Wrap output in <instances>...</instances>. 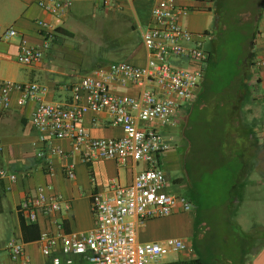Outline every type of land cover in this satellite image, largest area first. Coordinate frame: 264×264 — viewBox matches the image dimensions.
Returning a JSON list of instances; mask_svg holds the SVG:
<instances>
[{
  "label": "crops",
  "instance_id": "0c3cea01",
  "mask_svg": "<svg viewBox=\"0 0 264 264\" xmlns=\"http://www.w3.org/2000/svg\"><path fill=\"white\" fill-rule=\"evenodd\" d=\"M246 5L240 14H230L224 0H73L56 19L39 7L37 0H0V80L37 82L46 87L43 98L54 103H68L71 93L64 86L116 59L144 65L147 52L141 31L150 23L154 7H187L186 13L179 14L180 23L195 34H203V48L204 43L209 42L210 50L204 48L209 55L203 79L193 99L177 109L172 123H139L143 127H156L170 144V149L158 158L159 163L170 189L185 195L193 204L190 211L182 212L177 207L169 216L151 218L139 225L141 241L177 237L185 239L192 249L163 257L159 264L194 258H200L205 264H264V0H248ZM37 19L51 24L54 39L39 61L29 65L18 63L14 56L19 36L4 40L2 32L13 26L30 45H38L41 37L35 23ZM81 32L89 33L91 42L102 37L111 39L106 47V58L91 63L84 58L88 42L78 40ZM110 88L128 95L138 92L136 87L116 81L110 82ZM15 97L16 92L13 99ZM34 105L29 101L23 106L13 103L9 109L0 108V168L16 174L13 182L0 179V264H22L19 260L11 261L3 249L11 240L23 243L32 264H48L37 240L42 230L55 231L56 224L39 215L37 228L31 232L35 238L23 239L22 225L29 222L19 211V203L26 191L41 183H51L70 203L68 210L52 218L61 221L67 232H87L94 227L92 193H106L111 179L129 184L135 174L146 167L144 162L132 161L118 165L110 158L85 164L76 156L48 154L37 141L38 132L30 124ZM204 118L222 119L223 130L232 135L229 143L236 152L234 155L228 157L227 152L215 149L221 130L210 127L211 132L205 133L208 128L201 124ZM83 125L94 137L122 135V129L110 123L106 112H87ZM200 134L202 138H198ZM50 142L64 149L69 147L65 140L52 139ZM222 144L226 145V140H222ZM201 149H210V156H198L195 163L191 162L188 155L192 153L195 157ZM68 164H74L73 178L64 176L63 168ZM47 165L52 168V175L46 173ZM198 166L202 167L203 177L195 173ZM179 175L185 181V188L177 184ZM204 178L219 183L213 186V191L216 187L225 190L210 206L206 205L208 201L204 197L208 192L197 188L200 180H206ZM211 210L222 216L230 233H235L232 230L235 229L239 236L251 239L253 252L249 258L237 257V247H242L241 243L228 248L227 235L225 253L216 248L212 251L206 241L203 243L206 248L201 247V229L207 222L202 216ZM86 262L79 258L75 264Z\"/></svg>",
  "mask_w": 264,
  "mask_h": 264
},
{
  "label": "built area",
  "instance_id": "2783aa9c",
  "mask_svg": "<svg viewBox=\"0 0 264 264\" xmlns=\"http://www.w3.org/2000/svg\"><path fill=\"white\" fill-rule=\"evenodd\" d=\"M72 1L37 0V5L58 19ZM187 11V7H154L150 23L141 31L147 52L145 64L113 61L106 67L96 68L64 86L71 93L68 103L46 101L43 98L46 87L37 82L0 80L1 109L11 108L13 103L17 106L29 101L35 103L30 124L38 132L37 141L48 154L76 156L85 164L99 158L113 159L118 165L130 161L146 163L131 183L121 184L111 179L106 193H92L94 227L87 232H67L61 221L52 218L54 214L68 210L70 203L51 183L38 184L25 192L19 211L27 221L36 223L39 215H44L56 224L55 231L42 230L37 240L40 253L48 264H75L79 258L89 264H159L169 253L192 250L183 238L170 237L162 241L138 238V227L146 220L169 216L177 207L182 212L193 208L185 195L170 189L159 163L158 158L170 149V144L156 127L139 124L172 123L177 109L193 99L201 85L209 54L202 46L203 34H195L180 23L179 14ZM35 23L41 37L38 45H30L13 26L2 32L4 40L19 36L14 56L18 63L29 65L39 61L54 39L51 24L42 19ZM111 81L130 84L138 92L136 95L113 92ZM14 92L17 97L13 99ZM89 111L106 112L110 123L122 129V135L92 136L83 125L84 115ZM52 139L67 141L68 149L52 144ZM45 171L49 175L53 173L50 165ZM63 173L66 178H73L74 164L64 166ZM0 179L13 182L16 174L0 168ZM3 249L11 261L32 264L22 242L11 240Z\"/></svg>",
  "mask_w": 264,
  "mask_h": 264
},
{
  "label": "rangeland",
  "instance_id": "374dc122",
  "mask_svg": "<svg viewBox=\"0 0 264 264\" xmlns=\"http://www.w3.org/2000/svg\"><path fill=\"white\" fill-rule=\"evenodd\" d=\"M246 1L248 0H224V2L227 4V13L230 14H240L241 12H243L247 5H246ZM244 3V4H243ZM98 29V27H97ZM98 31V30H97ZM91 35L89 33H85V32H81L80 35L78 36V40L82 43H87L88 48H87V54L84 55V58H87V61H89L90 63L95 61L96 59H104L106 58V47L108 44L111 43V39H107L106 37H102L101 39L98 38L96 41L91 42ZM88 40V41H87ZM109 46V45H108ZM204 48H206L207 50H210V46H209V42L206 41L204 43ZM109 53V51H108ZM107 60V59H105ZM117 61L121 60V59H116ZM215 67H220V65H215ZM221 67L225 68L226 65H221ZM217 68H214L213 71H216ZM193 116H196V111H193ZM202 124V122H201ZM185 130V128H184ZM188 158L191 160V162L195 163L199 158L198 154H189ZM194 165V164H193ZM195 173L198 174L199 176L203 177V171H202V167L198 166L195 168ZM199 172V173H198ZM183 174L186 175L185 173V169L183 168ZM206 180H200L199 184L197 185V188L201 189V190H206L208 192V194H205L207 197V201L206 205L209 204L213 205L215 202V200H218L217 197H221L223 195V191L222 188L220 187H216L215 190L213 191V186H218L219 183L214 184V182H211V180H208L209 178H204ZM228 185V183H226ZM194 201H196L194 199ZM199 202V201H198ZM208 206V205H207ZM205 220H207L206 223H204L202 229H201V233L203 235V238L200 240V244L202 248H206L204 247L203 243H205V241L208 243V245H210V249H212V251L216 248L217 251H221L223 253L224 250L227 251V249L229 248H233L235 245H239L241 243L242 247H237V257L241 256L242 259H247L250 257V255L253 252V245H251V239L246 237L245 235H240L237 234V231L235 229H232L235 233H230L228 230H226V225H225V221L222 218V216L220 214H218L217 211H210L208 214H204L202 216ZM225 235L228 236L227 239H229V241H226V237ZM224 242H227L228 248L226 247V245L224 244ZM210 251V250H209ZM229 251V250H228ZM231 253V252H230ZM176 253H174L175 255ZM210 254V253H208ZM173 253H169L167 254L165 257H169L172 256ZM86 264H89L88 262H86Z\"/></svg>",
  "mask_w": 264,
  "mask_h": 264
},
{
  "label": "trees",
  "instance_id": "16d2710c",
  "mask_svg": "<svg viewBox=\"0 0 264 264\" xmlns=\"http://www.w3.org/2000/svg\"><path fill=\"white\" fill-rule=\"evenodd\" d=\"M202 126L206 129L208 128V130H205V133H209L210 131V127H216L219 128L221 130V132L218 134L219 137L216 140V148L215 149H219L220 153L221 152H227V156H231L234 155L236 152L233 149V146L229 143L230 139L232 138V135H230L229 132H226L223 130L224 128V123L221 120H216L215 118H212L210 120H207L206 118H204ZM225 129V128H224ZM230 131V130H229ZM204 133V135H205ZM227 134V135H226ZM198 138H202V134L198 135ZM222 140H226V145L222 144ZM217 150H215V152H217ZM210 149H206V150H199L198 152V156L201 158L202 156H210ZM37 226L36 223H29L28 225H22V231H23V239L25 241H29L32 238H35V235L31 234L32 230H36ZM37 236V235H36ZM161 264H205L200 258H194V259H189V260H184V261H170V262H165V263H161Z\"/></svg>",
  "mask_w": 264,
  "mask_h": 264
},
{
  "label": "flooded vegetation",
  "instance_id": "af4514ba",
  "mask_svg": "<svg viewBox=\"0 0 264 264\" xmlns=\"http://www.w3.org/2000/svg\"><path fill=\"white\" fill-rule=\"evenodd\" d=\"M176 180H177V184L178 185L182 184L184 186V188H185L186 185H185V181H182V175L177 176Z\"/></svg>",
  "mask_w": 264,
  "mask_h": 264
}]
</instances>
